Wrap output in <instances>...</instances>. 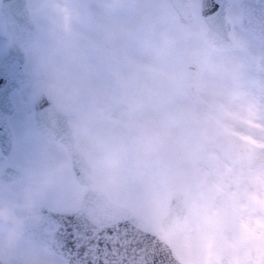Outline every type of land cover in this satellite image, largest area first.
Listing matches in <instances>:
<instances>
[{
    "label": "clouds",
    "instance_id": "9594fccd",
    "mask_svg": "<svg viewBox=\"0 0 264 264\" xmlns=\"http://www.w3.org/2000/svg\"><path fill=\"white\" fill-rule=\"evenodd\" d=\"M5 4L6 0H0V35L8 46L25 53L33 90L51 100L39 131L52 136L58 114L67 113L79 100L81 86L66 78L48 36L18 27ZM28 12L34 19L52 14L71 36H76V25L86 23L102 43L110 48L118 45L121 56L127 57L133 44L153 62L167 63L182 54L176 72L187 106L204 117L208 131L218 138L231 136L240 127L249 130L250 119L264 123V77L255 74L264 69L236 32L225 39L218 27L205 21L200 0H29ZM246 16L241 6L232 18ZM116 76L118 81L127 79L123 71ZM139 87L151 89L152 85L141 79ZM126 106L127 132L138 133L141 150L150 155L161 142V132L147 131L137 119L143 108L140 99L129 97ZM113 119L102 104L90 106L73 120L71 142H57L58 161L28 172L19 188L0 186V264H58L55 254L28 242L25 233L40 225V202L64 186L74 161L79 165L74 203L82 207L86 196L92 199L89 214L96 220L111 211V194L124 183L116 159L123 148V134L111 127ZM97 121H103L104 127H98ZM185 237L184 230L177 231L179 242Z\"/></svg>",
    "mask_w": 264,
    "mask_h": 264
},
{
    "label": "flooded vegetation",
    "instance_id": "af4514ba",
    "mask_svg": "<svg viewBox=\"0 0 264 264\" xmlns=\"http://www.w3.org/2000/svg\"><path fill=\"white\" fill-rule=\"evenodd\" d=\"M35 23L39 33L38 22ZM245 32L254 36L246 29ZM260 48H264V45ZM250 52L255 57L264 56L261 54L264 51ZM179 55L180 53H177L176 58ZM257 63L261 69H264V60H257ZM87 68L86 84L90 90L89 64ZM28 72L31 74V79L24 85L25 87L32 81V73ZM98 72L102 74L101 70ZM255 74L264 77V71ZM156 80L159 85L164 84L163 78ZM13 90L9 92L13 109L8 115L12 142L6 152L0 146V186L8 184L15 189L24 183L28 172L58 161L60 153L56 148L57 141L49 139L39 131L40 117L44 112L48 113L47 101L43 96L37 98L35 109L32 103L37 96L36 91L31 95L22 93L23 95L20 96H11ZM100 96L99 93H85V109L88 110L95 101H100ZM172 101L173 106L177 108L172 109L170 113L168 105L162 108L160 102L154 109L155 113L151 111L152 113L149 114L145 128L149 132L153 129L160 131L168 124H172L173 138L168 139L161 135L162 139L156 151L143 160L133 158L131 172L134 178L145 179L147 182L146 192L152 198L148 211L152 212L153 217H157L163 226L177 232L193 223L196 210L207 209L209 213L218 211L238 192V182L241 186L246 185L249 169L242 167L241 162L248 155L245 137L249 130L240 127L231 136L218 138L208 131L204 117L188 108L187 101L178 97ZM182 104H186L187 107L181 109ZM71 109L75 110L76 118L79 115V108L72 106ZM75 118L66 117L59 120L64 125L69 123L72 126ZM74 170L73 162L72 171L66 178L64 186L48 193L40 202L39 207L42 211L40 225L29 228L25 233L28 242L38 245L44 252L55 254L58 264H74L75 260L87 264L85 257L88 254L87 241L90 239L91 224L103 226V223L110 218L130 216L138 211L134 206L124 204L120 199L110 197L111 202L115 204L112 205L111 211L99 220L90 217L89 213L94 204L80 207L72 199L73 182L77 179ZM259 172H264V152L257 149L251 161V174L255 176ZM260 195L264 196V191H260ZM170 202L175 212L172 215L173 221L170 218L163 219L169 210ZM118 205H124L130 214L126 210L123 213L121 206ZM45 209L62 211L50 217L44 212ZM179 217L180 228L175 229L172 226L177 225L173 223L177 222Z\"/></svg>",
    "mask_w": 264,
    "mask_h": 264
},
{
    "label": "rangeland",
    "instance_id": "374dc122",
    "mask_svg": "<svg viewBox=\"0 0 264 264\" xmlns=\"http://www.w3.org/2000/svg\"><path fill=\"white\" fill-rule=\"evenodd\" d=\"M27 2L29 4V0ZM231 2L227 17L232 22V32L239 35L249 51L263 52L264 48L260 47L264 44L250 33L245 32L239 27L237 20L232 18L233 14L239 10V0H232ZM34 21H37L39 25L38 35L46 34L51 46L57 50L65 67L66 78L79 83L81 86L80 98L72 106L78 107L79 114H81L87 111L84 106L85 93H99L101 95L100 101H95V104H102L112 114L114 119L111 127L123 134V148L116 159L124 183L118 191L111 194V197L118 198L124 204L134 206L138 211L144 210L153 216L152 212L148 211L152 198L146 192L148 191L147 182L145 179L134 178L131 172L133 158L143 160L146 155L141 150L142 137L138 133L127 132L130 117L126 105L129 97L135 96L140 99L143 102V108L137 119L146 125L149 114L152 113L151 111L155 113L154 109L160 102H162V108H166L168 105L170 113H172V109L177 108L173 106L172 99L178 97L186 101L176 72L177 63L183 59V55L180 54L178 58L167 63L153 62L143 49L133 44L128 49V56L125 57L119 54L118 45L110 48L91 34L86 23L76 25L74 27L76 36H71L65 31L62 22L50 13L35 18ZM7 46L5 38L0 35V52ZM261 54L264 55V53ZM257 58L261 61L264 60V56ZM87 60L90 62L87 63ZM87 64L90 65V90L86 84L88 78ZM24 68L31 72L27 56ZM99 70H101V75ZM118 70L126 74L127 79L125 81L117 80L116 73ZM157 78H163L164 84L159 85ZM141 79L147 80L152 85L151 89L139 87ZM33 92L31 81L29 86L13 90L11 96H20L23 95L22 93L31 95ZM185 105L182 104L180 108H186ZM97 126L104 127V122L97 121ZM173 128L172 124H168L164 130H160L161 135L168 139L173 138Z\"/></svg>",
    "mask_w": 264,
    "mask_h": 264
},
{
    "label": "snow or ice",
    "instance_id": "6c2138e0",
    "mask_svg": "<svg viewBox=\"0 0 264 264\" xmlns=\"http://www.w3.org/2000/svg\"><path fill=\"white\" fill-rule=\"evenodd\" d=\"M245 137L248 155L242 167L249 169L245 186L225 206L209 213L194 212L193 223L179 242L177 232L163 226L157 217L139 210L130 216L110 218L99 226L91 224L87 264H143L129 258L135 246L151 248L154 264H264V172L251 174V161L257 149L264 152V123L248 120ZM139 225V227H138ZM129 229L134 233L129 238ZM138 234L141 238H137Z\"/></svg>",
    "mask_w": 264,
    "mask_h": 264
},
{
    "label": "water",
    "instance_id": "95a60500",
    "mask_svg": "<svg viewBox=\"0 0 264 264\" xmlns=\"http://www.w3.org/2000/svg\"><path fill=\"white\" fill-rule=\"evenodd\" d=\"M232 0H200V10L203 18L206 22L214 24L218 27L225 39H228L232 33V22L227 17V11ZM244 7L247 12V16L237 20V24L242 29H246L253 33L254 36L261 42H264V0H244L243 5L238 2V7ZM5 7L7 11L13 16L17 23V26H25L33 34L38 35V29L34 19L29 15L28 12V2L27 0H6ZM26 60V55L24 52L16 47L7 46L3 51L0 52V146L3 151H7L10 148L12 142V133L9 124L8 115L13 109V104L9 98V92L13 89H18L24 86L31 79V74L24 68V63ZM43 95L37 92V96L33 100L32 107L37 108L36 99L41 98ZM48 103L47 111L49 112L52 107V102L49 98L43 96ZM46 108V106H44ZM46 111V112H47ZM41 118V123L43 122L47 113H43ZM76 112L74 109H70L67 113L58 114V119L56 120V125L53 130L52 136H47L51 140L57 142H71V124H63L59 120L66 117L75 118ZM40 123V124H41ZM38 124V125H40ZM75 176H79V165L74 161ZM90 195V194H89ZM86 204H94L93 200L86 196ZM111 205H115L111 202ZM121 206L123 213L127 208L124 205ZM62 210H44L50 217L60 213ZM129 211V210H128ZM127 211V212H128ZM129 213V212H128ZM172 208V203L169 204V210L164 216V220L170 218L172 220V215L174 214ZM130 214V213H129ZM125 215V214H123ZM128 216V215H126ZM181 218H177V222H174L175 229L180 228ZM139 227V225H138ZM134 235L133 231L129 229V238ZM139 239L141 238L138 234H135ZM129 258H133L135 261H143V264H154L156 258L152 255L151 248L145 250L143 245L135 246V252L130 249L128 251ZM74 264H83L82 261L75 260ZM128 264V261H125Z\"/></svg>",
    "mask_w": 264,
    "mask_h": 264
}]
</instances>
